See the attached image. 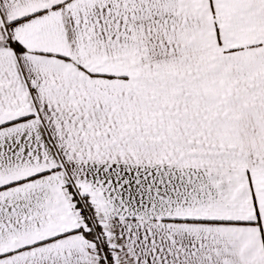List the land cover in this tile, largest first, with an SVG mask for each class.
Returning a JSON list of instances; mask_svg holds the SVG:
<instances>
[{
    "label": "snow or ice",
    "instance_id": "obj_1",
    "mask_svg": "<svg viewBox=\"0 0 264 264\" xmlns=\"http://www.w3.org/2000/svg\"><path fill=\"white\" fill-rule=\"evenodd\" d=\"M0 264H264V0H0Z\"/></svg>",
    "mask_w": 264,
    "mask_h": 264
}]
</instances>
